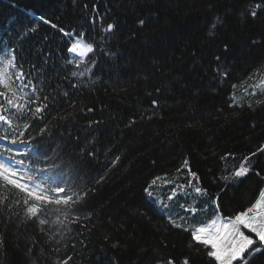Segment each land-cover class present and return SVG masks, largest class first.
I'll list each match as a JSON object with an SVG mask.
<instances>
[{
	"label": "trees",
	"instance_id": "1",
	"mask_svg": "<svg viewBox=\"0 0 264 264\" xmlns=\"http://www.w3.org/2000/svg\"><path fill=\"white\" fill-rule=\"evenodd\" d=\"M60 29L94 45L79 68L67 63L73 55ZM13 55L32 82L17 95L48 97L45 120L31 121L21 138L38 155L16 159L56 164L66 191L88 194L72 206L76 215L48 205L44 225L22 203L9 211L5 201L0 264H181L185 256L210 264L167 216L199 224L203 212L191 217L179 200L200 209L217 195L222 214L234 215L264 187L255 175H264V0H0V59ZM69 112L74 119L59 118ZM47 121L52 134L42 137ZM0 135L17 133L0 125ZM245 158L249 172L233 177ZM157 177L149 190L158 197L149 198ZM190 179L207 195L178 187ZM4 195L22 199L15 190ZM155 198L169 207L149 203Z\"/></svg>",
	"mask_w": 264,
	"mask_h": 264
},
{
	"label": "snow or ice",
	"instance_id": "2",
	"mask_svg": "<svg viewBox=\"0 0 264 264\" xmlns=\"http://www.w3.org/2000/svg\"><path fill=\"white\" fill-rule=\"evenodd\" d=\"M260 7L261 4L259 3L255 5L256 9ZM250 14L253 17L257 16L255 9ZM41 19L43 18L41 17ZM44 22L48 23L47 20ZM144 24L143 19L139 20L140 26ZM53 27H56V25H53ZM212 27L215 28V24ZM114 28V24L108 23L103 30L105 33H111ZM32 31H35V29H32ZM60 31L69 39L67 51L74 54L69 56L67 63L75 64L79 68L84 63V58L88 57L89 53L94 52V45L84 38L83 33L65 32L63 29H60ZM253 43L256 42L253 41ZM75 57L80 59H75ZM219 59L217 57V60ZM15 61L16 57L14 55L11 58L0 59V89H3V91H0V97L5 99V104H0V125H7L17 135H0V141H8L12 145L19 142L28 145V148L27 150H19L0 145V205H5V201H8L5 206L11 211L13 203L16 205L22 203L26 208L27 217H35L39 224L44 225L47 221L40 218L39 214L46 210L48 205H64L63 214L65 217L76 215L77 213L72 206L80 203L88 193L78 192L75 189L66 191L65 182L55 172V169L59 167L56 164L41 167L34 161H30L31 166H29V164H26L25 159H16L17 156L38 155V153H32L30 141L21 138L32 127L31 121L45 120L48 97L44 96V102H41V97L36 95L29 96L28 93H24L23 96L17 95L18 91L23 93L25 88L32 85V82L31 80L25 82L26 74L22 71V65L16 64ZM88 72H91V67H86L80 73L73 72L72 75L84 76ZM73 87H76V85H73ZM32 92H36L34 86H32ZM64 95H67V93H64ZM20 101H23V103ZM153 104H156V101H153ZM249 107H252V105L249 104ZM10 108H15V112H11ZM92 110L91 108L88 109L89 112ZM59 118L64 121L74 119L73 114L70 112ZM53 119H56V117H53ZM50 124L51 121L45 122L39 128L38 135L42 137L45 135L51 136ZM91 154L89 153V155ZM44 159L47 161L50 157L45 155ZM246 163L247 158H245V163H242L231 175L236 178L247 175L249 166H246ZM185 164H187V161H185ZM190 175L198 181L199 178L196 177L195 173L190 172ZM255 175L264 180V175L259 171ZM159 179L160 177L154 179L149 187L145 189L149 198L153 197V192L149 189ZM221 179L227 180L228 177L224 176ZM188 186H191V181L187 185H178L182 189ZM13 190L22 194V199L17 198L12 201L9 196L4 195L5 192L11 193ZM194 191L207 195V191L200 187H195ZM62 193L63 195H61ZM175 196L176 191L173 189L171 195L168 196V200H173ZM218 201L219 195L212 200L216 208V214L206 223L184 227L183 224L177 223L172 216H168V220L173 227L190 234L189 248L194 249L196 254L203 250L210 264H254L257 258L264 257V187L259 189L258 195L249 206L234 215H223ZM149 203L159 204L161 210L169 207L158 198L151 199ZM194 204L195 201L193 205H181V207H184L185 211L191 213V217H194L198 211H201ZM180 219L184 220L185 217L181 216ZM2 244L3 240H0V245ZM115 246L114 244L113 247ZM65 264H67L66 261ZM165 264H176V262L169 258L165 261ZM181 264H190V259L185 256Z\"/></svg>",
	"mask_w": 264,
	"mask_h": 264
},
{
	"label": "rangeland",
	"instance_id": "3",
	"mask_svg": "<svg viewBox=\"0 0 264 264\" xmlns=\"http://www.w3.org/2000/svg\"><path fill=\"white\" fill-rule=\"evenodd\" d=\"M74 55V54H73ZM77 59H80L79 57H76ZM189 181H191V186H188V187H184V189H188V194H192V193H195V194H197V195H200V193H196L195 191H194V188L195 187H198V186H194L193 185V182H192V180L190 179V180H188V182H187V184L189 183ZM169 195H171V194H169ZM168 195V196H169ZM203 196V195H202ZM153 197H158L157 195H153ZM188 198H186V200H187ZM175 201H177V200H169V203H174ZM179 204L176 206V208H180L181 207V205H184L185 204V202H184V200H179ZM182 209H184V207H181ZM197 208V207H196ZM199 209V208H198ZM201 209V212H203V221L201 222V223H206V222H208L210 219H212L213 217H214V215L216 214V208H215V205L212 203V201H209V203L208 204H206V205H204L202 208H200ZM185 210V209H184ZM191 214V213H190ZM189 214V215H190ZM168 217V216H167ZM201 223H199V224H201ZM194 225H197V223H190V225H189V227L190 226H194ZM247 234V233H246Z\"/></svg>",
	"mask_w": 264,
	"mask_h": 264
}]
</instances>
